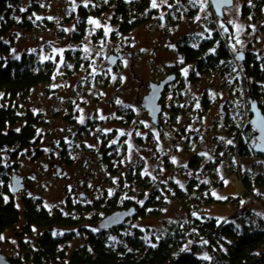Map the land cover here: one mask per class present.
Wrapping results in <instances>:
<instances>
[{
	"label": "rangeland",
	"instance_id": "1",
	"mask_svg": "<svg viewBox=\"0 0 264 264\" xmlns=\"http://www.w3.org/2000/svg\"><path fill=\"white\" fill-rule=\"evenodd\" d=\"M114 1L90 0L85 8V0H20L12 10L15 25L5 39L10 45L8 56L15 59L33 53L54 66L50 82L17 102L19 115L28 111L40 116L37 151L20 153L16 147L0 151V176L7 179L8 188L13 174L27 180L25 189L12 196L16 207L22 212V199L30 198L50 213L57 210L81 219L72 228L53 226L48 230L54 238H65L57 250L67 255L83 246L89 234L96 233L91 220L103 215V210H94L81 218L77 209L84 212L91 205L77 201L80 191L93 195L92 204L118 196V205L134 202L145 211L144 217L129 220L122 229L107 235L111 246L122 243L134 230L142 231L148 240L159 237L166 225L183 222L193 208L218 222L243 217L244 222L264 228V158H227V141L233 142L250 112L249 99H242L245 91L240 89L248 77L244 79L236 56L250 54L257 66H264V0H234L233 6L223 11V19L214 16L209 0H204L203 9L202 0H196L195 6L189 0H167L156 9L151 8L150 0L148 19L126 34L119 33L112 22ZM83 12L87 14L86 26L78 37ZM89 17L102 27L94 29L87 23ZM103 26L112 29L107 37ZM214 28L227 34L228 50L237 65L231 71L223 67L199 70L181 56L184 46L197 50L204 40H210ZM101 41L105 42L103 47ZM110 55L123 57L115 68L107 64ZM184 69L188 70L186 75ZM170 74L175 80L162 94L161 126L156 127L138 101L148 95L150 82L159 83ZM262 75L256 86L258 102L264 105ZM81 116L84 124L79 123ZM112 140L118 143L109 147ZM255 142L253 132L252 147ZM103 156H113L109 165ZM193 157L199 161L190 167ZM43 164L60 166L67 174L56 176L55 167L45 171ZM145 169L151 176L141 175ZM236 172L250 174L253 180L259 176L263 184L249 197ZM205 185L208 188L203 192ZM207 192L214 203L204 200ZM159 201L163 202L160 214L149 215ZM23 226L21 217L12 229L0 234L4 237L0 253L18 258L20 264H33L31 258L42 231L31 228L26 232Z\"/></svg>",
	"mask_w": 264,
	"mask_h": 264
},
{
	"label": "trees",
	"instance_id": "2",
	"mask_svg": "<svg viewBox=\"0 0 264 264\" xmlns=\"http://www.w3.org/2000/svg\"><path fill=\"white\" fill-rule=\"evenodd\" d=\"M19 1L0 0V56L7 55V58L0 57V151L16 147L20 153H30L37 151L39 139L36 130L40 126V116H34L28 111L25 115H19L17 102L27 96L31 90L50 82L54 66L51 61H41L33 53H23L19 59L8 56L10 45L5 39L15 25L12 10ZM79 11H83V8ZM148 16H150V0H115L113 3L112 22L117 25V31L121 34L129 33L148 19ZM86 19L87 14L83 12L77 27L78 37L84 32ZM227 39V34L221 29L214 28L210 40H204L197 50L184 46L180 49L181 56L184 62L195 63L199 70L207 72L223 67L231 71L237 65L228 50ZM214 46L215 50L211 51ZM241 68L244 79L248 77L243 85L240 84V89L245 91L242 99H249L247 111H250V105L255 101L264 115V105L258 102L257 96L260 93L256 86V81L262 80L264 66H257V62H254L250 54H247ZM246 85L247 90L245 88L243 90ZM246 117L247 122L242 124L240 133L229 145L227 158L239 159L250 155L264 158L263 155L253 153L251 141L254 130L250 125V112ZM103 157L109 165L113 156ZM198 161V157H193L190 167L196 165ZM236 174L249 197L253 195L256 187L263 184L259 176L253 180L250 174L237 172ZM6 181L4 175H1L0 234L12 229L21 217L24 219L23 229L26 232L31 228L40 229L42 234L37 241L33 264H264V228L244 222L243 217L237 221L218 222L214 217L197 212L198 208L189 211L183 222L166 225L159 237L148 240L145 239L142 231L134 230L133 234L125 238L122 243L111 246L107 244L108 234L93 235L88 236L83 246L67 255L65 251L57 250L58 245L65 241V238H54L48 230L53 226L72 228L78 225L79 221L70 216H64L57 210L50 213L39 206L41 205L39 201L33 202L25 198L22 199L24 208L20 213ZM205 188H208V185L202 186L201 191L204 192ZM206 199L208 202H215L209 192L206 193L204 200ZM116 200L118 196L109 204L112 207L111 210H115L114 213L133 207L138 217L145 216L142 207H138L134 202H123L118 205ZM37 205L40 208H37ZM156 205L157 208L148 211L149 215L156 217L160 214L163 202L159 201ZM126 207L128 208L119 210ZM204 241L207 243L205 244ZM201 254L211 259L205 260ZM8 262L20 264L15 259Z\"/></svg>",
	"mask_w": 264,
	"mask_h": 264
},
{
	"label": "water",
	"instance_id": "3",
	"mask_svg": "<svg viewBox=\"0 0 264 264\" xmlns=\"http://www.w3.org/2000/svg\"><path fill=\"white\" fill-rule=\"evenodd\" d=\"M234 0H209L211 5L213 14L217 18H223V10L225 8H230L233 5ZM243 58L239 59L242 63L244 61V55L238 53ZM121 57L110 56L107 62L111 64H115ZM113 61H115L113 63ZM175 80V75L171 74L167 76L165 79L160 81L158 84L150 83L149 85V93L146 97H144L143 101L141 102L142 106L145 108L146 112L148 113L151 122L158 126L159 122V114L161 112V106L159 105V101L161 98V94L163 93L166 86H168L171 82ZM250 125L254 130V139L255 145L253 146L252 150L255 154L263 155L264 156V115L261 109L258 107L257 103L254 101L250 105ZM60 172V170L58 171ZM11 192L17 193L21 191L24 186L22 183V178L13 175L11 177V184H10ZM136 211L133 207L123 210L117 211L110 216L106 217L99 223V227L102 229H109L114 227L122 226L123 222L131 217L136 215ZM0 264H10L7 258L0 253Z\"/></svg>",
	"mask_w": 264,
	"mask_h": 264
},
{
	"label": "flooded vegetation",
	"instance_id": "4",
	"mask_svg": "<svg viewBox=\"0 0 264 264\" xmlns=\"http://www.w3.org/2000/svg\"><path fill=\"white\" fill-rule=\"evenodd\" d=\"M233 6V5H232ZM231 6V7H232ZM230 7V8H231ZM225 9H228V8H225ZM224 9V10H225ZM223 10V11H224ZM224 13V12H223ZM223 17H224V14H223ZM221 19V18H220ZM223 19V18H222ZM110 56H113V55H110ZM180 56V55H179ZM118 57H121V56H118ZM123 59V57H121V59L120 60H118V61H121ZM244 59H245V55H244ZM116 62L114 65L113 64H111V63H109V62H107V64L111 67V68H115L118 64H119V62ZM241 62V61H240ZM242 63V62H241ZM243 64V63H242ZM162 81V80H161ZM150 83H154V82H150ZM156 84H158V83H156ZM150 85V84H149ZM169 87V85L168 86H166L165 88L167 89ZM166 89H164V91H163V93H165V91H166ZM150 91V90H149ZM162 93V94H163ZM162 94H161V98H162ZM161 98H160V101H159V105L161 106V112H160V114H159V122H160V124L158 125V126H156V125H154L152 122V124L154 125V126H156V127H160L161 126V121H160V117H161V113H162V111H163V103H162V101H161ZM143 99H144V97L142 98V100H139L138 101V104H139V106H140V108H142V110L144 111V112H146V110H145V108L142 106V104H141V102L143 101ZM146 114H147V116H148V113L146 112ZM148 118H149V116H148ZM150 119V118H149ZM150 121H151V119H150ZM109 149V148H108ZM102 154H100V155H98V157L97 158H101L102 156H101ZM43 166V169L45 170V171H49V170H52V168H54L55 167V175L56 176H59V175H62V176H66V174H67V172L66 171H63L62 169H61V167L60 166H55V165H46V164H43L42 165ZM60 170V172H58ZM13 175H17V174H13ZM12 175V176H13ZM18 176V175H17ZM22 178V177H21ZM22 183H23V186H24V188L21 190V191H19V192H17V193H20V192H22L24 189H25V186H27V180L25 179V178H22ZM83 184L81 183V188L83 187L82 186ZM11 186V185H10ZM9 191H10V194H11V196H13V195H15V194H17V193H13V192H11V189H10V187H9ZM25 199H30V198H25ZM31 201H33L32 199H30ZM112 200V199H111ZM111 200H104V202L102 201V202H100V203H98V202H94V204H92V201H93V195L92 194H90V193H87V192H83V191H80L79 192V194H78V198H77V201L80 203V204H82V203H84L86 206H89V205H91L90 207H86L85 209H84V212L82 211V210H80V211H78V209H77V212L81 215V218L82 217H84V214H86V213H89V212H91V211H94V210H103L102 211V216L100 217V218H94V219H92L91 221L94 223V225H95V229H97V231H96V233H94V234H89V236H93V235H100V234H109V233H113L114 231L116 232V231H118V230H120L124 225H125V223H127L129 220H132V219H134V218H137L138 217V215H137V213H136V215L134 216V217H131V218H129V219H127V220H125L124 222H123V224H122V226L121 227H114V228H109V229H102V228H100L99 227V223L102 221V220H104L106 217H108V216H110L111 214H113L114 213V211H112L111 209H112V207H111V205H109L110 204V202H111ZM22 205H23V203H22ZM40 207H42V208H44L42 205H39ZM38 205H37V208H40ZM131 206V205H130ZM133 206V205H132ZM129 207V206H128ZM128 207H126V208H122V209H119V210H123V209H127ZM23 208H24V206H23ZM18 209V208H17ZM19 210V209H18ZM20 211V210H19ZM117 211V210H116ZM22 212H23V210H22ZM22 212H20V213H22ZM76 220H78L79 221V223L81 222V219H76ZM79 223H78V225H79ZM25 224V223H24ZM88 234V233H87ZM87 240V239H86ZM86 242V241H85ZM85 244V243H84ZM35 254V253H34ZM34 254H33V256H32V258H31V260L33 261V259H34ZM4 255V254H3ZM5 256V255H4ZM6 258H7V260L9 259V260H13V259H15V260H17L18 262H19V259L18 258H15V257H8V256H5ZM8 260V261H9Z\"/></svg>",
	"mask_w": 264,
	"mask_h": 264
},
{
	"label": "snow or ice",
	"instance_id": "5",
	"mask_svg": "<svg viewBox=\"0 0 264 264\" xmlns=\"http://www.w3.org/2000/svg\"><path fill=\"white\" fill-rule=\"evenodd\" d=\"M89 2H90V0H85V2H84V4H83V7L87 8V7L89 6ZM105 2H107V0H105ZM228 2H230V0H228ZM166 3H167V0H159V3H158V0H151V8L156 9V8L160 7V4H166ZM177 3H179V0H177ZM189 3H191L193 6H195L196 0H189ZM204 6H205V4H204V0H202L201 5H200L201 9H203ZM9 7H11V5H9ZM169 7H172V6L169 5ZM20 10H21V11H25V9H23V8L20 9ZM73 10H75V7L73 8ZM37 19H40V18L37 17ZM49 19H52V17H49ZM161 19H163V16H161ZM196 19H199V17H197ZM87 23L93 25V26H94V29H99V28L102 27L101 23H100L98 20L93 19V18H91V17L88 18ZM221 28H223V25H221ZM103 30H104V36H105V37H107L108 34L112 31V29L109 28V27H107V26H103ZM224 30L227 31V29H224ZM64 31H69V30H68V29H65ZM91 34H92V33L90 32L89 35H91ZM86 39H87V37H86ZM104 43H105L104 41H101V46H102V47L104 46ZM236 43H241V42H240L239 40H237ZM232 50H233L234 52L236 51L235 45L232 46ZM61 51H62V50H61ZM84 51L87 52V51H88V48L85 47ZM141 51H144V50L142 49ZM213 51H214V50H213ZM16 58L19 59V57H16ZM242 58H243V57H242L241 55H237V56H236V59H238V60H239V59H242ZM45 59H48V57H45ZM114 62H115V61H113V63H114ZM181 62H182V61H181ZM61 63H63V60H62V59H61ZM68 67H71V65H69ZM93 71H95V70L93 69ZM187 71H188L187 69H184V70H183V72H184L185 75L187 74ZM113 79L115 80V77H113ZM121 79H123V78H121ZM117 103H121V102H120L119 100H117ZM199 106H200V105L197 103L196 107L199 108ZM80 111H82V110H80ZM100 119H106V117L101 116ZM84 122H85V121H84V117L81 116V117L79 118V123L84 124ZM141 123H144V122L141 121ZM17 131H19V129H17ZM120 135H121V136H124L125 133L121 131V132H120ZM128 135L130 136L131 133H129ZM137 135H140V133H137ZM117 143H118L117 140H112L111 143L109 144V147H111L112 145H115V144H117ZM125 143H127V141H125ZM227 143H228V144H232L233 142H232L231 140H229V141H227ZM87 146H88L89 148H94V147H95V145H87ZM131 147H132V146L129 145V149H131ZM178 150H179V149H178ZM45 151H47V149H45ZM199 155H201V156H206L207 153H199ZM142 159H143V158H142ZM209 159H210V157H209ZM121 163H123V161H121ZM172 163H173V164L177 163L175 157L172 158ZM183 166H184V167H187V165H183ZM161 171H163V169H161ZM141 175H144V176H151V173L148 172V171L145 169V171H144ZM152 179L155 180L156 178L153 176ZM221 179H223V177H221ZM113 182L115 183L116 181L113 180ZM162 183H166V181H162ZM177 183H179V181H177ZM202 183H207V181H202ZM225 183H227V181H225ZM180 186H181V188H183V185H180ZM108 195H109V196L113 195V191H112L111 189L108 190ZM213 195H215V193H213ZM145 196H147V194H145ZM125 198H128V197H125ZM5 199H7V197H5ZM217 199H227V197H219V196H218ZM138 203H140L141 205H143V201H138ZM149 211H151V210H149ZM163 211H166V209L163 210ZM193 215H196V214L193 213ZM93 231H97V229H93ZM2 239H4V237L0 236V240H2ZM113 239H114V238H113ZM204 243L206 244L207 241H204ZM152 246L155 247V245H152ZM203 259L208 260V259H211V258L208 257L207 255H205V256L203 257Z\"/></svg>",
	"mask_w": 264,
	"mask_h": 264
}]
</instances>
